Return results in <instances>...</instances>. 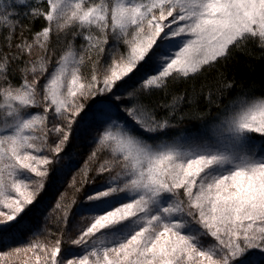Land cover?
Returning <instances> with one entry per match:
<instances>
[{"label": "snow or ice", "instance_id": "obj_1", "mask_svg": "<svg viewBox=\"0 0 264 264\" xmlns=\"http://www.w3.org/2000/svg\"><path fill=\"white\" fill-rule=\"evenodd\" d=\"M237 55L264 59V0H0V240L30 234L0 264H264V93ZM89 136L41 239L26 217Z\"/></svg>", "mask_w": 264, "mask_h": 264}, {"label": "trees", "instance_id": "obj_2", "mask_svg": "<svg viewBox=\"0 0 264 264\" xmlns=\"http://www.w3.org/2000/svg\"><path fill=\"white\" fill-rule=\"evenodd\" d=\"M22 24L27 25L36 31L41 27L42 21L37 20L34 24L28 19L21 21ZM24 35L31 39V32L25 31ZM17 38H19V29L17 30ZM228 77L231 79L235 76L238 85L243 84L245 88H251L255 94L259 95L264 93V59H259L256 57H246L242 55H237L236 60L231 61L226 69ZM212 76L215 73L211 74ZM176 91H182L187 85L178 84L173 86ZM236 89L228 94L229 97L235 96ZM224 102H227V97L224 98ZM43 111V109H39ZM215 113V109L212 110ZM182 127L186 131H194L200 127L199 120H186ZM180 129H176L172 134H179ZM95 133H92L94 136ZM94 147L92 143V137L87 138H74L73 141L68 146L67 152L71 154V165L70 167L64 168L61 172L53 174L49 177L48 183L44 191L40 194L38 203L32 212L26 217V221L33 227L36 234L43 239L47 233L44 231L47 227L53 231L56 230L54 224V217L50 218V213L52 208L56 203V200L60 197L61 193L66 192V199L70 200L73 196V191L69 187V184L73 180V177L79 179L77 173L81 166L84 165L88 158L89 152ZM62 164H69L67 156L62 160ZM59 167V165H58ZM93 175H95L93 173ZM103 183V179H97L95 185L92 187H99ZM87 190H91L88 188ZM82 195V194H81ZM77 220L79 217L76 218ZM30 234L21 236L19 233H13L12 235H5L2 240H0V248L7 250V246L13 245V241L23 242L29 239ZM73 238H75L73 236ZM64 255L66 258H73L75 255H82L83 250L77 246H73L70 242H66L63 245Z\"/></svg>", "mask_w": 264, "mask_h": 264}, {"label": "rangeland", "instance_id": "obj_3", "mask_svg": "<svg viewBox=\"0 0 264 264\" xmlns=\"http://www.w3.org/2000/svg\"><path fill=\"white\" fill-rule=\"evenodd\" d=\"M18 264H19V262H18Z\"/></svg>", "mask_w": 264, "mask_h": 264}]
</instances>
